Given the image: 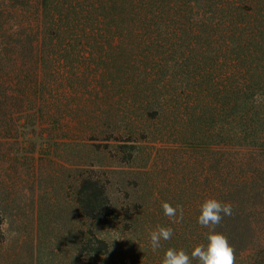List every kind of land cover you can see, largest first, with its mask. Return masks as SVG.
Segmentation results:
<instances>
[{
    "label": "rangeland",
    "instance_id": "obj_1",
    "mask_svg": "<svg viewBox=\"0 0 264 264\" xmlns=\"http://www.w3.org/2000/svg\"><path fill=\"white\" fill-rule=\"evenodd\" d=\"M72 3L53 45L19 54L42 60L21 113L0 105V264H161L206 243V198L233 207L216 231L235 264H264V143L222 142L218 86L232 67L264 83V0ZM157 226L174 234L154 252Z\"/></svg>",
    "mask_w": 264,
    "mask_h": 264
},
{
    "label": "trees",
    "instance_id": "obj_2",
    "mask_svg": "<svg viewBox=\"0 0 264 264\" xmlns=\"http://www.w3.org/2000/svg\"><path fill=\"white\" fill-rule=\"evenodd\" d=\"M75 7L72 0H0V105L10 117L23 110L31 84L39 85L42 60L36 56L26 61L19 54L29 49L37 55L45 46L53 45L47 39L63 30L60 22L65 16L78 13ZM85 12L90 13L89 7ZM27 62L34 64L36 71L25 69ZM244 68L221 71L218 86L225 95L221 109L232 117L225 123L228 129L222 133L223 143H264V83L248 81L246 74L251 69ZM260 69L264 71L263 67L254 68L264 76ZM28 76H32L30 85Z\"/></svg>",
    "mask_w": 264,
    "mask_h": 264
},
{
    "label": "clouds",
    "instance_id": "obj_3",
    "mask_svg": "<svg viewBox=\"0 0 264 264\" xmlns=\"http://www.w3.org/2000/svg\"><path fill=\"white\" fill-rule=\"evenodd\" d=\"M260 94L257 93V98ZM162 210L172 224L183 222L184 213L180 205L173 207L167 202L162 203ZM233 215V207L230 203L221 202L214 198H206L199 207L197 223L207 229L205 233L206 243H200L191 249L190 253L184 249L167 248L164 252L161 264H235V253L228 238L216 228L225 217ZM174 234L172 227L157 226L149 232V244L152 251L162 247V242L169 241Z\"/></svg>",
    "mask_w": 264,
    "mask_h": 264
}]
</instances>
